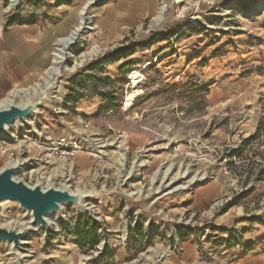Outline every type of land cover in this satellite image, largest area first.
<instances>
[{"label":"rangeland","instance_id":"obj_1","mask_svg":"<svg viewBox=\"0 0 264 264\" xmlns=\"http://www.w3.org/2000/svg\"><path fill=\"white\" fill-rule=\"evenodd\" d=\"M196 1L187 0L189 16ZM9 4L0 0L5 21L19 16L61 26L58 42L86 15L79 41L67 49L51 84L43 81L45 72L0 95V106L45 96L36 115L0 136V172L22 163L17 180L67 187L91 199L85 209L71 206L48 218L53 225L45 235L29 226L15 253L0 243V264H264L255 260L264 254V86L247 90L255 91L253 102L239 98L250 85L245 79L252 74L245 75L260 73L248 55L264 59V0H223L229 13L207 17L210 30L175 12L158 27L160 0ZM208 10L200 7L201 14ZM160 32L174 37L143 44ZM135 42L141 49L131 57L113 54ZM53 63L54 55L47 70ZM201 85H212L205 98ZM64 137L77 141L76 154L50 165L48 151ZM184 173L204 180L173 189ZM173 180L172 188L164 185ZM31 218L8 202L0 228L25 231ZM227 242L240 248L230 250ZM255 243L260 253L239 262Z\"/></svg>","mask_w":264,"mask_h":264},{"label":"crops","instance_id":"obj_2","mask_svg":"<svg viewBox=\"0 0 264 264\" xmlns=\"http://www.w3.org/2000/svg\"><path fill=\"white\" fill-rule=\"evenodd\" d=\"M10 20H12L10 24L9 21L4 20L0 9V95L16 87L29 85L42 77L52 62L58 37L64 30L61 26L47 27L36 21H26L19 16H12ZM247 59L250 61L255 59L257 66L260 67L258 70L260 73L253 74V71L245 75L252 74L250 79H245L250 82L251 86L247 85L239 98L253 102L256 98L255 91L252 94L247 93V90L249 88L259 90V87L264 86V59L255 52L250 53ZM258 59L260 60L258 61ZM240 244L229 246V249L240 248ZM240 252L239 254H241ZM259 253L258 245L253 244L252 248L240 255L239 262L246 258L247 260L253 258ZM255 260L264 263V254H259Z\"/></svg>","mask_w":264,"mask_h":264},{"label":"water","instance_id":"obj_3","mask_svg":"<svg viewBox=\"0 0 264 264\" xmlns=\"http://www.w3.org/2000/svg\"><path fill=\"white\" fill-rule=\"evenodd\" d=\"M15 1V9H19L27 0ZM43 99L45 96H42L38 102L26 101L22 105L12 100L9 104L0 106V136L7 134L14 125L27 122L33 115H36L42 107ZM19 171L16 167L7 166L0 172V216L4 211V204L14 202L32 217L33 225L50 231L47 218L55 215L61 216L64 208L71 206L79 209L80 206L87 205V201L91 199L90 195L74 193L67 187L64 189L54 186L45 188L39 183L29 186L24 181L15 178ZM29 233L0 228V243H9L15 253L21 248L22 241L28 238Z\"/></svg>","mask_w":264,"mask_h":264},{"label":"built area","instance_id":"obj_4","mask_svg":"<svg viewBox=\"0 0 264 264\" xmlns=\"http://www.w3.org/2000/svg\"><path fill=\"white\" fill-rule=\"evenodd\" d=\"M238 1L246 2L247 0ZM222 2L223 0H197L196 2H192V7L195 9V11L194 14L190 16L188 15L190 8L187 7L190 3L187 4V0H160V5L161 11L165 17H167L170 13L175 12V17L178 19L188 18L189 25L194 26L197 29L210 30L212 26L207 23V17L211 15L214 17H226V14L229 13V11L226 10V5H222ZM200 7H206L209 10L201 14ZM223 10H226L225 14L222 12ZM77 149V141L72 142V140L70 141L69 138H61L56 143V146L48 151L47 162L50 165H54L60 159L66 161L69 157L76 154ZM97 157H99V154Z\"/></svg>","mask_w":264,"mask_h":264},{"label":"bare ground","instance_id":"obj_5","mask_svg":"<svg viewBox=\"0 0 264 264\" xmlns=\"http://www.w3.org/2000/svg\"><path fill=\"white\" fill-rule=\"evenodd\" d=\"M16 7V1L15 0H10V4L8 6V9H11V8H15ZM85 15L86 13L83 11L82 14H81V22H80V25L72 32V34L67 37V38H63V39H60L59 42H58V47H57V52L54 54V63L53 65L46 71V73L44 74V78H43V81L48 85V84H51V81L53 80L54 76L55 75H58L60 74L61 72V68H60V63H62L64 60H65V57H66V53H67V49L73 45L74 43L78 42L79 39H80V36H81V31L83 29V26H84V18H85ZM166 22V17L163 15L162 11L160 13L159 16H157L154 20V23L155 25H157L158 27H162ZM96 52V51H95ZM39 86V85H38ZM41 86V85H40ZM25 93V92H22V94ZM21 92H16L13 94V97L15 96H18L20 95ZM44 94V93H43ZM134 96L131 95L129 96V98L127 99L126 101V105L125 107L126 108H130L132 106V98ZM125 109V108H124ZM28 122V121H27ZM27 122H24V123H27ZM17 125V124H16ZM14 125V126H16ZM13 126V127H14ZM27 129V128H26ZM28 133H31L30 131ZM4 135V134H3ZM102 148V147H99V149ZM119 150L122 151V146H119L118 147ZM8 166H11V167H16L18 169H20L21 166H23L22 163H17V162H11ZM161 176H163V178H166L168 176V170L167 171H163L161 173ZM158 178V175L156 176ZM170 179V178H169ZM48 180V179H47ZM175 180H180V181H167L164 183V185H167L168 187L172 188L175 183H181V185H178V186H175L173 187V189L175 188V190H182V189H185L186 187H188L189 185L193 184V183H196L198 181H202L204 180V178L202 177H196V176H192V177H186L185 176V173L182 174V176H179V178H176ZM50 180H48L49 182ZM174 184V185H173ZM6 204V203H5ZM79 208H82V209H85V205H82L80 206ZM52 217V216H51ZM50 218V217H49ZM57 219V217L55 218ZM47 221H48V218H47ZM55 221V220H54ZM49 223V228H51V226L53 225V223L51 221H48ZM33 225L32 224V220H30L28 222V226L26 227L25 231L26 232H30V230L32 229L29 228V226ZM35 226V225H34ZM38 227V226H36ZM44 230V229H43ZM46 231L48 230H44V235L46 234ZM23 242V241H22ZM23 245V243H22Z\"/></svg>","mask_w":264,"mask_h":264},{"label":"trees","instance_id":"obj_6","mask_svg":"<svg viewBox=\"0 0 264 264\" xmlns=\"http://www.w3.org/2000/svg\"><path fill=\"white\" fill-rule=\"evenodd\" d=\"M11 22H12V20H9V24ZM151 36L149 38H147L143 42V44H145V45H155V44L164 42V41L169 40V39L174 37V36H168L164 32L152 33ZM141 44H140V42L131 43L126 49H117V50H115L113 52V54H118V53H121V52H127V53L124 54V58H129V57L132 56V54L134 53L135 50L141 49ZM105 63H106V61H105ZM127 66H128V64L124 65L123 68H126ZM211 86L212 85H201L200 87H198V89H200V91H203V98H205L209 94ZM254 138L255 137H252L249 140L250 141L254 140ZM80 238L82 239V242H86L88 237L85 236L84 233H80ZM228 244H229V246H234L236 243L232 245L231 242H228ZM97 245H98V239L95 240V242L92 245V247H96ZM85 247H86V245H85V243H83L81 245V248L84 249Z\"/></svg>","mask_w":264,"mask_h":264}]
</instances>
